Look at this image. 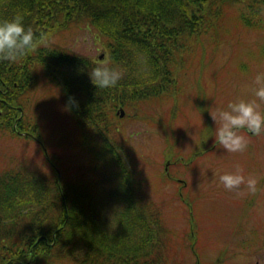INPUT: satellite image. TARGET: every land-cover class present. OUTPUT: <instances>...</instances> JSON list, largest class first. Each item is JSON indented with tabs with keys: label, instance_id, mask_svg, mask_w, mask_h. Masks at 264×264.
I'll return each mask as SVG.
<instances>
[{
	"label": "trees",
	"instance_id": "16d2710c",
	"mask_svg": "<svg viewBox=\"0 0 264 264\" xmlns=\"http://www.w3.org/2000/svg\"><path fill=\"white\" fill-rule=\"evenodd\" d=\"M18 13L46 41L15 61H0V132L32 140L18 131H42L46 122L39 118L49 107L34 100L28 112L27 96L41 88L59 90L78 130L73 144L86 154V165L66 179L38 131L52 171L40 172L26 160L0 172V264H166L161 216L143 203L142 180L128 163L120 125L127 118L155 123L164 138V156L185 163L176 118L183 111L184 87L195 82L191 100L206 118L196 124L198 138L188 163L216 147L206 144L213 140L208 107L217 85L213 94L205 86L222 72L214 69L221 43L234 44V57L244 48H258L246 38L264 33V0H0V20ZM81 23L103 38L101 59L51 40ZM258 46L264 53V43ZM99 64L121 72L116 87L93 85L89 71ZM149 102H166L169 108L154 114L140 108ZM120 106L123 117L117 114ZM164 171L157 181L180 183L176 196L187 201L185 181L169 168ZM187 205L192 217V201Z\"/></svg>",
	"mask_w": 264,
	"mask_h": 264
},
{
	"label": "rangeland",
	"instance_id": "374dc122",
	"mask_svg": "<svg viewBox=\"0 0 264 264\" xmlns=\"http://www.w3.org/2000/svg\"><path fill=\"white\" fill-rule=\"evenodd\" d=\"M51 40L92 60H97L99 54L105 52L103 38L85 23L58 31L51 36ZM246 41L250 42L251 47L258 48H244V51H237V57L231 56L236 48L234 44L229 41L220 44L214 69L222 72L216 83L210 80L205 86L207 93L213 94L217 85L216 99L208 107L210 117L225 108L228 101L251 98L252 80L257 73L264 72V61L258 63L264 54L258 46L260 41L264 43V33L250 34ZM187 84L180 96L183 111L176 118V127L183 131L180 133L183 143L180 151L186 157L185 163L174 164L164 156V138L155 123L127 118L119 128V139L128 152V163L136 171V177L142 180L143 203L151 205L161 216L164 233H161L160 239L167 248V255L163 258L166 264H211L212 261L217 262L218 258L219 264H264V135L251 136L241 131L249 143L247 149L238 154L227 153L219 145L210 149L212 140L206 144L210 150L205 149L201 157L195 158L192 164L188 163L198 138L197 125L202 121L201 117H206L200 115L191 100V84L194 86L196 83ZM59 94V90L46 92L43 88L37 89L27 96L32 102L28 112L33 109L34 100H44L42 104L49 107L39 118V121L45 120L46 125L42 131L35 130V135L39 138L37 134L40 131L41 137L48 142L52 157L62 164L66 179L70 180L76 173H82L86 154L73 144L78 130L66 110L64 97ZM140 108L154 114L157 110H167L169 104L164 102L160 106L149 102L142 103ZM31 119L32 125L36 121L32 116ZM41 147L33 139L12 137L0 132V172L27 160L38 171L50 173L52 167L46 162ZM167 160L170 162L167 171L169 168L176 178L185 181V202L176 196L180 183L159 182L156 179L158 173L165 170ZM237 165L245 175L253 174L258 178V191L255 194L242 188V193L237 195L226 191L219 183V176L234 170ZM191 201L192 217L187 205ZM237 224L242 225V237L247 236L251 228L256 229L257 237H248L254 241L253 248L239 246V237L231 231L232 228L235 230Z\"/></svg>",
	"mask_w": 264,
	"mask_h": 264
},
{
	"label": "clouds",
	"instance_id": "9594fccd",
	"mask_svg": "<svg viewBox=\"0 0 264 264\" xmlns=\"http://www.w3.org/2000/svg\"><path fill=\"white\" fill-rule=\"evenodd\" d=\"M45 41L44 35L38 36L25 26L22 14L0 20V61H15L45 45ZM89 76L97 88L110 89L118 85L121 72L107 64H99L92 67ZM250 93L251 98L229 101L225 108L211 115L215 127L210 137L214 146L219 145L227 153L238 154L247 149L249 141L241 130L251 136L264 134V72L254 76ZM69 99L76 103L73 97ZM219 183L226 191L237 195L242 193V188L255 194L259 180L253 174L245 175L237 165L234 170L221 174Z\"/></svg>",
	"mask_w": 264,
	"mask_h": 264
},
{
	"label": "flooded vegetation",
	"instance_id": "af4514ba",
	"mask_svg": "<svg viewBox=\"0 0 264 264\" xmlns=\"http://www.w3.org/2000/svg\"><path fill=\"white\" fill-rule=\"evenodd\" d=\"M28 135H30L32 138L34 137L33 133H31L29 131H28ZM231 231L233 232V234H237V236L239 237V238H237V242H238V244H239L240 247H243V246H251L253 248L254 241H253V239H250L248 237H251V238L257 237L258 234H257V231H256L255 228H251V230L249 231L248 235L247 236L243 235V237L241 236L242 233L244 232L243 229H242V225L237 224V227L235 228V230H234V228H232ZM256 262H258V261H256ZM219 263H220L219 258L217 259V262L216 261H212L211 262V264H219Z\"/></svg>",
	"mask_w": 264,
	"mask_h": 264
},
{
	"label": "water",
	"instance_id": "95a60500",
	"mask_svg": "<svg viewBox=\"0 0 264 264\" xmlns=\"http://www.w3.org/2000/svg\"><path fill=\"white\" fill-rule=\"evenodd\" d=\"M99 57L101 58L102 56L100 55ZM117 112L119 113V116L122 117L124 115V113H125V110H124L123 107H119V109L117 110Z\"/></svg>",
	"mask_w": 264,
	"mask_h": 264
}]
</instances>
